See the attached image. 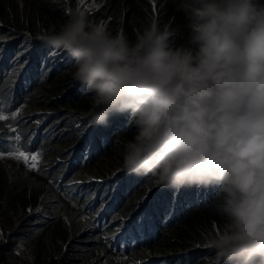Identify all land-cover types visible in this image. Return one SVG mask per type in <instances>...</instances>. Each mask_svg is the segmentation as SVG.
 Segmentation results:
<instances>
[{"label": "trees", "instance_id": "obj_1", "mask_svg": "<svg viewBox=\"0 0 264 264\" xmlns=\"http://www.w3.org/2000/svg\"><path fill=\"white\" fill-rule=\"evenodd\" d=\"M154 2L0 0V91L19 112L0 121V145L20 135L22 144L31 140L25 151H43L31 175L12 178L0 161V264H214L204 238L220 223L216 189L176 193L122 170L121 143L134 131L128 118L89 126L91 95L72 80L73 58L35 39L79 7L131 42L155 20L180 44L184 0Z\"/></svg>", "mask_w": 264, "mask_h": 264}, {"label": "clouds", "instance_id": "obj_2", "mask_svg": "<svg viewBox=\"0 0 264 264\" xmlns=\"http://www.w3.org/2000/svg\"><path fill=\"white\" fill-rule=\"evenodd\" d=\"M187 34L153 20L131 42L70 10L35 39L74 60L89 126L126 116L121 168L176 193L216 189L214 264H264V0H184Z\"/></svg>", "mask_w": 264, "mask_h": 264}, {"label": "snow or ice", "instance_id": "obj_3", "mask_svg": "<svg viewBox=\"0 0 264 264\" xmlns=\"http://www.w3.org/2000/svg\"><path fill=\"white\" fill-rule=\"evenodd\" d=\"M81 2H83V0H81ZM153 7L155 8L154 0H153ZM21 54L22 53H18L17 58ZM55 54L56 53L52 51L49 52V55H55ZM24 64H27V60L24 61ZM24 64L20 65V67L22 68ZM13 71H16V69H13ZM9 78H11V74H9ZM10 101H11V95L5 96V94L2 91H0V121H5L8 119L16 120L17 117L19 116V112L11 108ZM6 109L10 111V116L4 114ZM35 123L39 124V121H35ZM75 127L80 128L81 125L78 123L75 125ZM30 144H31V140H29L27 144H22L21 136L16 135L14 137V142L12 143L4 142L2 145H0V157H2L5 152H7L9 156L17 159L18 161H22L28 168L36 169L39 166L40 158L43 155V151L38 150L31 153L30 151H25V148H30ZM37 211H39V209H37Z\"/></svg>", "mask_w": 264, "mask_h": 264}, {"label": "rangeland", "instance_id": "obj_4", "mask_svg": "<svg viewBox=\"0 0 264 264\" xmlns=\"http://www.w3.org/2000/svg\"><path fill=\"white\" fill-rule=\"evenodd\" d=\"M1 126V124H0ZM0 161L4 164H7L10 168H12V178L15 175H18V173H22V174H29L31 175L32 171L36 172L37 170L40 169V165L38 166V168L36 169H31V171H29L30 168H28L22 161H18L15 158H12L11 156L7 154H4L1 158ZM41 209V208H40Z\"/></svg>", "mask_w": 264, "mask_h": 264}]
</instances>
